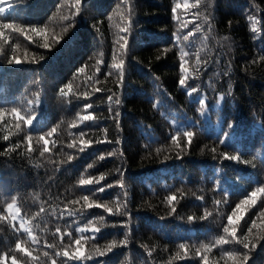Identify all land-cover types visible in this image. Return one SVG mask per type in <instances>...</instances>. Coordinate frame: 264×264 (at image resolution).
Wrapping results in <instances>:
<instances>
[{
	"label": "trees",
	"instance_id": "1",
	"mask_svg": "<svg viewBox=\"0 0 264 264\" xmlns=\"http://www.w3.org/2000/svg\"><path fill=\"white\" fill-rule=\"evenodd\" d=\"M183 3L81 0L77 11L74 0H0V24L46 29L44 37L10 33L7 43L0 45V109L5 110V120H0V217H5L0 219V256L17 255L20 264H33L16 253L20 241L31 249L37 264H51L54 250L48 245H56L58 259L63 260L65 248L75 251L76 229L81 228L88 229V239L82 241L86 257L64 264H203L197 254L201 246L226 235L223 227L235 205L264 187V0H188L196 7L187 12ZM177 4L179 20H174L172 8ZM129 11L131 30L121 33ZM249 17L257 21L256 31ZM173 33L182 34L179 43ZM121 35L128 45L118 87L116 77L108 73L113 50L118 49L114 42ZM46 40L47 49L41 47ZM181 49L190 54L183 86ZM13 55L23 63H8ZM198 58L206 65L197 66ZM81 67L84 73L77 71ZM93 73L99 84L88 80ZM68 84L71 92L61 96L60 89ZM112 93L121 103L113 104L110 113L107 97ZM85 105L91 107L86 110ZM12 108L33 116L30 125L14 127ZM78 113L94 119L79 123ZM74 122L76 127H71ZM53 128L56 131L47 136ZM102 130H107V142L96 143L105 140ZM186 131L193 132L190 144L182 135ZM80 134L90 141L88 146L80 152L79 144L69 149ZM174 134L183 146L179 158L180 149L171 140ZM42 135L49 140L46 153ZM14 145L19 147L9 151ZM225 152L240 159H223ZM68 156L73 159L68 161ZM102 175L98 184H79L81 178ZM85 195L92 208H83ZM169 196L176 197L174 213ZM14 199L36 242L10 218L7 205ZM97 203L112 208L127 203V213H108L95 207ZM262 212L264 195L258 194L237 226L239 239L245 234L250 241L264 236L259 227L248 233L252 219ZM92 227L100 229L92 233ZM113 241L116 247L96 254ZM256 243L247 253V264H264V239ZM226 252L241 255L246 250L229 240L208 253L211 264H225Z\"/></svg>",
	"mask_w": 264,
	"mask_h": 264
},
{
	"label": "snow or ice",
	"instance_id": "2",
	"mask_svg": "<svg viewBox=\"0 0 264 264\" xmlns=\"http://www.w3.org/2000/svg\"><path fill=\"white\" fill-rule=\"evenodd\" d=\"M199 2V0H198ZM80 5H81V0H74V7L77 9V11H79L80 9ZM181 7L180 4H177L174 8H172V13H173V19L174 20H179V16L176 14L177 13V9H179ZM183 9L187 12L189 10L190 7H196V5H189L188 0H184V3L182 5ZM3 13V10H0V14ZM129 16V22L125 23L124 25L121 26L120 28V32L121 33H127L128 31L131 30V12L129 11L128 13ZM64 19H68L67 17H64ZM250 20L253 21V25H252V30L256 31V23L257 21L253 18V17H249ZM182 27H187V22H185L184 24H182ZM197 31L200 30V26L197 25ZM209 28H211V24L209 23ZM28 33H33L36 36H41L44 37L46 36V29L45 28H41V27H29L27 28V30H25L24 27H22L19 24H15V23H3L0 24V45H2L3 43H7L8 39H9V34L10 33H21V34H25V32ZM64 31H67V28L64 29ZM7 33V34H6ZM174 36H176L177 39V43H179V41L181 40V36L182 34L180 33H173ZM191 35V32H189V36ZM189 36H183V40H188ZM30 38V37H27ZM51 40L54 41L55 43L59 42V38L56 36H52ZM115 44H118V49L114 48L113 50V56H112V63L110 64V71L108 73V75L110 76H115L117 81H118V87L122 86L123 83V76H124V72H123V66H124V60H125V56L127 54V45H128V39L125 35H121L119 37V39L117 41L114 42ZM49 42L46 40L41 47L47 49L49 48ZM12 50L13 53H15L16 51V46L12 45ZM169 51L168 48L164 49V52ZM189 53L184 51L183 49H181V54H180V72H181V76H180V80H179V84L181 86L186 84V76L188 74V68L185 66L188 63V60L186 59L187 57H189ZM43 57L41 56V59ZM157 59H160V57L158 56ZM261 59H264V57H261ZM8 63H23V61H21L20 59H18L15 55L9 57L7 59ZM207 61H202L200 58L197 59L196 64L197 66H201V65H206ZM101 64V60L97 59L96 60V71L99 72L100 68L99 65ZM197 71L199 70V67H197L196 69ZM77 71L79 73H84L85 69L83 67L77 69ZM224 75H227V72L224 73ZM158 79V78H157ZM88 80L90 82L94 81L96 84H99L100 81L98 79L95 78V73H93L92 76L88 77ZM229 88L231 89V85H229ZM72 86L71 84L65 85L63 88L60 89V94L61 96H68L69 93L71 92ZM193 91L195 89H192ZM95 92H101L103 91V89L101 88H95L94 89ZM111 91V90H109ZM88 94L85 93V96H87ZM108 102H109V111L110 113H112V105L115 104L117 106L120 105L121 100L119 98V96L116 95V93H112V95H109L107 97ZM89 107H91V105H85V109L87 110ZM153 107H156V105H153ZM205 110V101L202 99L200 101V108L199 111L202 113ZM9 115L11 117L14 118V124L13 126L16 128H20L21 127V123L23 124H27L30 125L32 119L34 118L33 116H25V115H21L20 111L17 108H12L10 110ZM79 117V123L84 122V121H90L93 120L94 117L91 114L88 115H80L79 113L77 114ZM119 117H120V112L117 110L114 113V119H116L117 122V126L119 127ZM0 120H5V110L4 109H0ZM5 123H7V121H5ZM231 125H229L230 127ZM71 127H76V123L74 122ZM56 131L55 128H53L51 130V132L47 133V136H51L54 132ZM105 132V140H97L96 143H102V142H107V130H102ZM71 135V133H70ZM183 137L187 139V141L189 142V144L192 142L193 139V132L192 131H186L183 134ZM85 134H80V139L79 141H77L76 139H73L72 143H69L67 145V147L69 149H73V148H77V145L79 144L78 147V151H83L88 144L90 143L89 140L84 139ZM177 134H174L171 136V140L174 144V146L178 149H180V152L177 153V158H179L180 154L183 152V146L180 142V140L178 139ZM4 141H8L9 140V136L5 135L3 137ZM27 140L29 141V145H28V149L29 151L32 150L31 148V140L32 137L28 136ZM40 141H43V144L41 145L43 152H48L49 148V140L46 138V136H40L39 137ZM120 141L118 140L117 143H119ZM55 145L53 144V147ZM16 147H19L18 145H14L11 149H9V151L15 150ZM157 151H159V149H157ZM213 153L216 152V149L213 148L212 149ZM6 154V153H4ZM114 153L113 152H108L107 155L108 156H112ZM104 156H101L99 159H103ZM167 158V157H166ZM222 158L223 159H231V160H239L240 158L237 155H230L227 152L222 154ZM68 161H71L73 159L72 156H68ZM244 163H248V161H244ZM89 168L93 167L92 164L88 165ZM104 180V176H100L99 179L96 178H92L89 177L87 179L81 178L79 180V184L80 185H95L100 183V181ZM121 186H123V180L121 181ZM101 191L103 189H100ZM258 194L264 195V187H259L257 188L255 191H253L247 198L240 200L239 203H237L235 205V207L232 209V212L230 215H228L227 217V224L224 225L223 227V232L226 234L224 236H220L215 240L214 244H204L202 245V251H198V255H200L201 260L203 261V264H211L208 253H210L212 251V249L214 247H216L217 245H224L225 243H227L229 240H235L237 241L239 244H241L243 246V248L246 250V252L244 254L241 255H237L234 254L232 252H226L223 254V259L225 260V264H247V261L249 259V255L247 254L248 252H250L251 250L255 249V247L257 246V240H261L264 239V236H260V237H253L252 240H249V236L248 234H245L243 239H239L237 236V226L240 224V221L243 219L245 212L247 211V209L252 206L255 205L257 202V196ZM127 196V193L125 192V197ZM198 199H202V197H198ZM81 200L83 201V208H92L93 204L90 202L89 197L87 195L82 196ZM176 200L175 196H169L168 197V203L170 206H172V212L174 213L176 211L175 207L173 206V202ZM227 201H225L226 203ZM78 203V201H72V204H76ZM217 203L219 204L220 201H217ZM95 207H102L104 208V210L108 213H112V214H118V215H125L127 213L126 209H127V203L124 204H118L115 208L109 207L106 204H100L97 203L95 205ZM124 209L123 211H121V209ZM82 209H78L77 211H81ZM41 211H44L43 209H41ZM7 212L10 216V218L12 219L13 222L19 220L20 223V228L23 230L24 233H27L28 235H30L31 239L36 242V237L32 236V233L30 231V229H28L26 227V220L21 216L20 214V208L17 204V200H12L11 203H9L7 205ZM75 213L73 211H69L68 215H74ZM5 217H0V219H4ZM189 220H192L193 217H188ZM130 224V221H128V223H126L124 225L125 228H128ZM260 228V230L262 232H264V212H262L260 214V216L257 219H252L251 222V226L248 228V233H252L253 229L256 228ZM99 227H92L91 228V232L95 233L97 231H99ZM88 231V229H81V228H77L76 232L79 233V238L75 239V251H69L67 248H65V250L63 251V260L58 259L59 257H61V252L60 251H55V248L57 247L56 245H48V247L52 248L54 250L53 254L51 255L50 259H51V264H64L65 260H77V259H82L85 256V253L83 251V246H82V241H85L88 239V237L85 235V233ZM69 239H71V237H69ZM121 244L126 243V241H120ZM61 247H64L63 245H61ZM114 247H116V242L113 241L112 243H110L107 248L105 250H101V249H97L96 254L99 256H102L104 254H106L108 251H110L111 249H113ZM179 248L184 250L185 252H187L186 246L185 244H180ZM16 253L18 254H23L25 257H28L31 259V261L33 262V264H37L36 260H35V256H32V251L30 248H28L25 244H23L22 242L18 241L16 244V248H15ZM150 254V253H149ZM46 255L49 258V253L47 252ZM88 258H92L91 255L87 256ZM0 264H20V261L17 258V255H11V257H9L8 255H3L0 256Z\"/></svg>",
	"mask_w": 264,
	"mask_h": 264
},
{
	"label": "rangeland",
	"instance_id": "3",
	"mask_svg": "<svg viewBox=\"0 0 264 264\" xmlns=\"http://www.w3.org/2000/svg\"><path fill=\"white\" fill-rule=\"evenodd\" d=\"M17 222H19V220H17Z\"/></svg>",
	"mask_w": 264,
	"mask_h": 264
}]
</instances>
